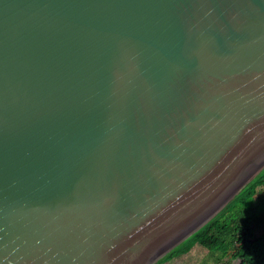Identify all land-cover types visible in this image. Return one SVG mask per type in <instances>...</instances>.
I'll list each match as a JSON object with an SVG mask.
<instances>
[{"label":"water","instance_id":"1","mask_svg":"<svg viewBox=\"0 0 264 264\" xmlns=\"http://www.w3.org/2000/svg\"><path fill=\"white\" fill-rule=\"evenodd\" d=\"M263 168L264 0H0V264H155Z\"/></svg>","mask_w":264,"mask_h":264},{"label":"trees","instance_id":"2","mask_svg":"<svg viewBox=\"0 0 264 264\" xmlns=\"http://www.w3.org/2000/svg\"><path fill=\"white\" fill-rule=\"evenodd\" d=\"M262 217L264 219V168L211 220L155 264H169L188 255L195 244L208 252L206 260L199 264H208L207 258L213 260V264H232L237 259L241 260L240 264H264V237L253 239L263 225Z\"/></svg>","mask_w":264,"mask_h":264},{"label":"rangeland","instance_id":"3","mask_svg":"<svg viewBox=\"0 0 264 264\" xmlns=\"http://www.w3.org/2000/svg\"><path fill=\"white\" fill-rule=\"evenodd\" d=\"M262 222L264 221L263 217H262ZM264 222L263 225L261 226V228H259L253 236V239L257 238V237H264ZM234 248V247H232ZM207 250L199 247L198 245H194L193 249L191 250V252L188 255H184L181 256L179 258L174 259L172 262H170L169 264H199L202 263L204 261V259L207 256ZM228 259L230 258V255L227 257ZM208 259V264H213V260H211L210 258ZM206 260V259H205ZM241 260L237 259L235 260L232 264H240Z\"/></svg>","mask_w":264,"mask_h":264}]
</instances>
